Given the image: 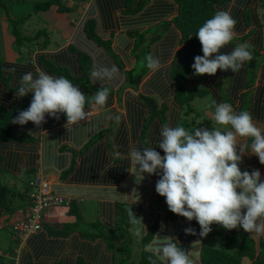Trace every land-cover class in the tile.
I'll return each instance as SVG.
<instances>
[{
  "label": "crops",
  "instance_id": "0c3cea01",
  "mask_svg": "<svg viewBox=\"0 0 264 264\" xmlns=\"http://www.w3.org/2000/svg\"><path fill=\"white\" fill-rule=\"evenodd\" d=\"M66 1H68L66 5L69 11L60 13L56 7H52L45 13L48 15L53 13V17L59 20L57 24L66 25L68 28L56 32V26L47 22L51 16H47V36L41 34L44 37L34 41L35 45L31 49L34 54L31 59L34 60L39 56L46 57L56 71L48 72L46 68H43L45 72L53 76H64L74 85L79 86L81 92L86 94V106L90 105L86 109L90 111V116L77 125L67 126V122L55 124L66 116L65 114H59L58 119L46 116V123L40 126H36L31 121L23 126L13 123L12 131L15 135L28 133L33 139L26 144L0 142V168L2 169L0 183L11 189L10 193H4L6 198L2 200L3 192L0 189V229L5 221V215L16 217L17 221H20L29 213L30 200L29 198L24 200L25 195L20 193L25 191L29 196L30 189L28 191L27 187L30 188V183L35 180L39 169L42 170L45 180L50 183L52 191L70 198L72 200L70 207L74 206L75 210L73 214H68L70 207L65 209L60 206L51 207L54 210L46 209L47 212L46 210L43 212L42 230L24 236L13 235L12 238L9 232L5 234L6 236H1L0 264H80L81 261L89 264H117L120 252L116 250L119 247L114 245L117 242L115 231L119 227V220H122L119 217V209H123L120 207L122 204L129 205L131 208L127 207L128 210H131L138 218L132 216V220H136L139 224L141 220V242L147 236L144 235V226L149 232L154 225L158 224L152 233L153 238L154 235L174 237L177 244L187 247L189 251L196 243L200 253V263L202 249L207 246L206 239L215 234H209L207 237L199 236L201 229L195 220L189 222L186 218L167 209V204L162 202L165 198L158 196L155 191L158 176L146 174L142 183L137 185L134 176L128 172L126 159L132 146H157L161 139L162 126H182L185 109L175 102L173 95L170 94L169 98L163 97L158 77L161 73L166 74V70L172 67L173 60L160 59L161 68L155 72L150 69L142 74L141 81H138L136 87L131 84L128 76L129 72L136 69L137 63L147 57H141L145 44L149 54L158 58L156 57L157 45L168 37V29L162 26L177 16L175 0H123L121 8L110 14L111 18L108 19L113 21L110 25L103 9L104 0ZM235 6L234 2L225 5L230 13L234 11ZM91 27L94 34L102 41L101 43L91 38L89 31ZM52 32H56L57 35L54 33L52 35ZM235 32L237 33L234 38L236 41L243 40L254 48H259L260 44L256 42V39L259 40L258 38L262 36L258 28L255 26L247 28L243 31L244 34L236 29ZM57 36L63 38L62 44L52 40V37ZM245 36L253 37L246 39ZM137 37H140L142 41L139 42ZM46 41L47 46L44 45ZM54 43H58L55 48L52 47ZM239 43L242 44V42ZM181 49L182 46L175 47L172 58H175ZM83 55L90 59L91 71L98 66L115 65L119 69L121 79L105 84L110 94L104 106H97L92 102V95L102 85L99 81L93 84L90 75H87L86 66L81 62ZM16 63L22 64V62ZM7 66L5 64L3 67L7 69ZM248 69L246 62L243 74L245 79L249 73ZM58 70H66L67 75L58 73ZM237 75L238 72L230 75L225 85L236 111L242 107L247 91H242L237 97L233 96L232 90L235 87ZM205 77L208 80L205 84L213 85L214 98L225 103L223 97L219 95L223 71L219 70V77L214 79L215 81H212L208 74H204ZM194 82L198 84L197 81ZM10 84L4 92H0L3 95L6 93V96L11 98L10 101L7 102L5 97L0 96V104L8 107L12 104L18 111L26 110L32 100V94L17 97L15 92L20 86V81ZM263 87L264 61L260 69L259 82L253 86V91L251 89L250 111L252 108L256 110V103ZM142 96L151 97V100L149 98L144 100ZM152 105L162 115L156 111V117L150 119L153 112ZM158 115L160 116L157 117ZM16 127L19 129L17 130ZM157 151L161 155L164 154L159 148ZM252 157L253 155L243 157L244 166ZM256 158L258 164L253 167L245 166V168L260 170L261 179L264 180V165L260 164L257 156ZM32 173L34 179L26 180L25 176ZM19 197L23 201H19ZM93 223H97V226L102 224L109 230L107 235L113 234L114 236H111L113 241H109L104 236H98L94 232L97 231V227ZM72 224L76 226L74 231L66 235L60 234ZM215 225L217 224L212 226ZM129 227L135 228V226ZM188 227L194 228L196 235L186 234L184 230ZM237 229L244 236L250 237L255 244L254 257L248 256L252 264H264V235L250 234L242 227ZM91 235L93 237H90ZM140 245L141 249L137 253L141 252L142 256L144 248L142 243ZM7 246L10 249L5 250ZM259 260L262 262L259 263Z\"/></svg>",
  "mask_w": 264,
  "mask_h": 264
},
{
  "label": "clouds",
  "instance_id": "9594fccd",
  "mask_svg": "<svg viewBox=\"0 0 264 264\" xmlns=\"http://www.w3.org/2000/svg\"><path fill=\"white\" fill-rule=\"evenodd\" d=\"M236 24L230 11L218 10L198 29L196 36L203 55L194 57L191 65L194 75L214 76L218 69L225 72L231 69L236 73L253 59L248 42L237 45L230 53L221 51L237 36ZM146 60L152 71L161 68L160 60L151 54ZM37 73L34 76L27 72L21 77L15 94L24 97L31 93L32 100L12 123L23 126L31 121L40 126L46 123V116L58 119L59 114L66 115V126L88 119L89 112L85 109L90 105L86 106V94L79 86L64 76H53L41 69ZM90 79L93 84L99 81L102 85L92 95V102L104 106L110 94L105 84L119 80L121 76L115 65L98 66L91 71ZM214 121L220 127H196L188 131L182 126H162L157 146L130 147L126 157L128 172L134 176L137 185L146 174L158 176L155 191L166 198L169 211L189 222L195 220L200 226L201 237L212 232L213 224L225 230L242 227L250 234L264 235L261 171L253 169L249 172L240 167L245 155L257 156L264 165V126L256 124L251 112H237L227 102L215 106ZM157 148L164 154L161 155ZM130 215L138 219L133 212ZM184 231L196 235L192 227ZM147 233L144 226V235ZM175 241L174 237L154 235L144 251L151 254L152 264L157 261L159 264H199L196 243L189 251ZM241 264H252V261L245 256Z\"/></svg>",
  "mask_w": 264,
  "mask_h": 264
},
{
  "label": "trees",
  "instance_id": "16d2710c",
  "mask_svg": "<svg viewBox=\"0 0 264 264\" xmlns=\"http://www.w3.org/2000/svg\"><path fill=\"white\" fill-rule=\"evenodd\" d=\"M25 1L27 0H0V9L8 12L9 7L12 6L13 3H22ZM81 1L84 2L86 0H81ZM104 1L105 4L103 6V9L107 19L111 18L110 14H112L114 10L121 8V6L123 5V0H104ZM175 2L177 4V9H176L177 16L173 18L171 21H167L165 24H163L162 28L168 29V35H167L168 37L162 43L157 45L158 47L156 49V53H157L156 57H158L159 60L160 59H164L168 61L173 60L172 67L166 70L165 75H162L161 73V75L159 74L158 77L160 81L159 84H161L162 86L161 91L163 93V97L169 98L170 94L173 95L174 98L176 99L175 102H177L182 109H186L185 104L187 101L189 102L188 103L189 105L193 103L196 98L203 96L205 97L207 93L210 94L214 92L213 91L214 88L212 84L210 83L209 85L205 84L208 81L206 77L204 78V75L202 76L194 75L193 69L191 67V65L194 63V57L197 55L200 56L203 55L202 45L198 37L196 36V32L198 31V29L204 24V22L207 19H210L216 11L218 10L228 11V8L225 7V5L234 2L236 3V6L234 11L231 12V15L237 21L235 29L239 33L244 34L243 31H246L247 28L253 26L258 28L262 37L258 38L259 40L256 39V42L260 44L258 46L259 48L256 49L258 51V54L259 53L263 54L264 53V0H175ZM52 7H56L60 13L70 10L67 7L66 3H64L62 0H48L44 2H39L34 6V10L36 11V13H40V12L45 13L49 11ZM260 7H262L263 9L261 12H260ZM107 22L109 23L108 25L113 23L111 19H108ZM89 31L92 36L91 37L92 39L100 41V43L102 42L101 40L98 39V36L94 34L93 28L90 29ZM14 34L16 38L18 39L21 38L18 30H15ZM41 34L47 36L46 29L39 31L38 35ZM252 35H254L253 32ZM245 37L246 39H251L253 36H245ZM22 38H24V36H22ZM47 41L44 44L45 46L48 45ZM230 44L231 45L228 44L224 46V48H222L221 51L225 53H230L233 50V48L236 47V44H234L233 41ZM178 45L182 46V49L177 53L175 58H172V54H174L175 52V47H177ZM137 46L139 47V44ZM183 49L185 53L182 55L181 53ZM81 62L83 63V65L86 66L85 71L89 76L92 69L90 59L87 56L83 55L81 58ZM5 64L8 65L7 69L3 67ZM22 64H17L16 62L7 63L0 61V92L1 93L4 92L6 88L10 87L11 82L16 81V83H18L21 80V77L27 72H32L35 76L38 74L37 73L38 69L44 70L43 68H46L48 72L56 71L54 67L50 64L49 60L44 56H39L38 58L35 57V59L31 60V62L22 63ZM58 73L67 75L66 70H58ZM244 73L245 70L243 66L238 71V75L234 83L235 87L233 88L232 93L234 97H237L239 93H241L244 90H247L244 97L246 98L249 97L250 100V96L252 94L251 89L256 83H251V81L245 79L243 77ZM251 76L253 79L256 78L254 69L251 72ZM218 77H219V70L214 76H211V80L212 81L214 79L216 80ZM226 79H227L226 72L223 71V80L219 84V88H220L219 95L221 97L224 96V92H227V89H223L222 87L223 86L222 83L226 81ZM194 81H197L198 85H201V87L190 89V85L194 84L195 83ZM4 94L5 95L0 94V96L5 97L6 101L9 102L11 98L9 96H6V93ZM224 101L227 103L231 102V101L228 102L227 100ZM257 102L258 103H256L257 105L256 110H253L252 108V110L250 111L249 108L248 111L251 112L254 121L258 126H264V87L260 92ZM9 105L11 107L0 104V142H10V143L18 142L21 144H26L27 142L32 141L33 137L28 133H23L21 135H15L13 133L12 120L19 114L20 111H18L15 107H13L12 104ZM187 109L188 110L185 111L184 113L188 114V112H191V110H193V108H191L190 105L189 108ZM241 110H244V108H240V110H238L237 112ZM156 111L158 112V114H160L158 110ZM66 122H67L66 116H64L60 120H58L55 124H63ZM248 142L250 144L251 140L249 139ZM255 164H258V161L256 156L253 155V157L249 159L248 163H245V166L253 167L255 166ZM245 166L243 164V159H242V163L240 165L241 169L248 170L249 172H251V169L245 168ZM1 170L2 169L0 168V171ZM0 189L3 192L1 195V200L6 198V195H4V193L6 194L11 192V189L6 188L5 186L1 185V183H0ZM29 200H30V205L32 206L33 200L30 197ZM120 207H123L122 210L119 209L120 219H122V221H124L125 223L127 222L128 224H130L131 222L130 220H132V215L130 214L132 212H130V210H128L127 208L129 207V205L127 206L126 204H122ZM130 208L131 207H129V209ZM74 210H75L74 206L70 207L67 213L73 214ZM136 210L138 212L140 211L138 209ZM93 224L95 227L97 226V223H93ZM157 226L158 224L156 226L154 225V228L152 227L149 230L147 236L143 238L141 242L143 248H145V245L153 239L152 233H154V230L157 228ZM75 229H76L75 224H72L67 226L65 231L60 232V234L66 235L71 231H74ZM98 229L100 231H98ZM97 231L94 232L98 236H104L109 241L110 240L113 241L112 237H110L112 236V234L107 235V232L109 230H107L104 226L103 227L98 226ZM220 232H222V230L214 231L213 229L212 232H210L209 234H216ZM224 236L225 238L228 239L229 243H231L232 245H236L235 250L234 251L232 250V252H230L227 250L224 251L216 250L209 246L203 247L201 252V262L199 264H241L242 257L245 256L254 257L255 244L250 237H247V239H245L244 242L242 241V243H239L240 240H238V238L234 236L231 235H224ZM90 237L93 236L91 235ZM129 243L130 241H127V239L124 240V243L121 246L123 247V249L120 250V255L118 258L119 260L117 264H131V262L133 261V256H134L133 247ZM183 248L186 249L187 247L183 246ZM150 256H151L150 253L143 251L139 264H152V259L149 258ZM258 262L261 263L262 260H259ZM80 264H89V263L81 261ZM156 264H159V261H157Z\"/></svg>",
  "mask_w": 264,
  "mask_h": 264
},
{
  "label": "rangeland",
  "instance_id": "374dc122",
  "mask_svg": "<svg viewBox=\"0 0 264 264\" xmlns=\"http://www.w3.org/2000/svg\"><path fill=\"white\" fill-rule=\"evenodd\" d=\"M44 1H48V0H27L22 3H13V5L9 7L8 12L0 9V61L1 62L8 61V62L28 63L30 60H32L31 57L33 56L34 53L31 51V49L35 45L33 43L35 40H40L44 37L42 35L37 36V34L39 30L41 29L45 30L48 28L46 27L47 22L50 25L56 26L55 28L56 32L57 30H66L68 28V26L66 25L57 24L59 20L53 17V13H50L49 15L48 13H42V12L36 13V11L34 10V6L37 3L44 2ZM62 1L68 4V1L66 0H62ZM262 10H263L262 7H260V12ZM47 16H51V18L49 17L47 20ZM15 30L19 31V35L21 36V38L19 39L16 38L14 34ZM56 32H52L51 34L53 35L54 33L55 35H57ZM22 36H24V38H22ZM52 40L54 42H59L60 44H62L61 41L63 40V38L60 36H57V37H52ZM137 40L139 42L142 41L140 37H137ZM233 41L235 42L236 46L240 44L239 42L244 43L243 40L236 41V39H234ZM57 44L58 43H54V46L52 47L55 48ZM249 51L252 53L253 59L247 62L249 66V70H250L247 76V80L251 81V83L257 84L259 82L260 69L263 65L264 55L260 53L258 54L257 49L251 45H250ZM148 55H149L148 47L145 44L144 53L141 54V57L148 56ZM253 69L255 70V75H256L255 79H253L251 76V72ZM148 71H150V69L147 67V60L146 58H142V60H140L137 63L136 69L133 72L128 73L131 84L136 87L138 84V81L139 80L141 81L140 76L142 74H145V72H148ZM233 73L234 72L231 69L226 71L227 79L226 81L222 83L223 89H227V92H224L223 100H227L228 102L231 101V97L229 96L228 88H226L225 85H227L228 78ZM196 87H201V85H198V84L190 85V89H195ZM214 97L215 95H213L212 93L210 94L207 93L205 97L204 96L198 97L194 100L193 103L189 104L191 108H193V110H191V112H188V114L187 113L183 114L182 121H181L182 127H184L188 131H193L196 127H205V128H211L212 126L220 127L218 125H215L214 111H215V106L221 102L217 101ZM142 98L144 100H149V99L151 100V97L146 98V96H142ZM188 103L189 102L187 101L185 104V107H186L185 111H187L188 110L187 108H189ZM230 103L232 104V102ZM250 107H251V101L249 100V97L248 98L244 97L243 105L241 108H244V110L248 111ZM153 115H155L154 112H152L150 119L153 117ZM160 115H158L157 117H159ZM155 117L156 116H154V118ZM16 129L18 130L19 128L16 127ZM25 177H26L25 178L26 180L34 179V174L33 173L27 174ZM27 189L28 191L30 189L29 192L34 190L33 187L31 186L30 188L27 187ZM20 194L26 195V197L23 196L24 200H27V198H29L25 191L24 192L22 191V193ZM158 196L160 195L158 194ZM18 200L23 201L20 197L18 198ZM162 202L166 204V198ZM60 207H63L65 209V206H60ZM47 210L52 211L54 210V208H49ZM130 212L132 211L130 210ZM15 221L17 222L16 217H10V215L8 214L5 215V221L2 225V229H0V238L1 236H6L5 234L8 232L10 233V237L11 236L13 237V235H17L13 229V225L14 223H16ZM132 221L133 220H131L130 224H128L122 220H119L118 222L119 227L115 231L117 242L114 245L116 247L117 246L119 247L116 250H119L120 252V250L123 249V247L121 246L124 243V239H127V241H130L129 244H131V246L133 247V255H134L133 261L131 262V264H139L141 252L139 253L137 252L140 251L141 249V245H140L141 237H142L141 228H140L141 220H140V224L138 222L134 223ZM130 225L132 227L135 226V228L130 229L129 227ZM98 226L102 227L103 225L101 224ZM90 227L92 228L93 226L91 225ZM211 227L212 229L222 230V232L209 236L206 239V245L216 250H221V251L227 250L230 252H232V250L233 251L235 250L236 245H232L231 243H229L228 239L225 238L224 235H231V236L238 238V240H240L239 243H242V241L244 242L245 239H247L248 237V236H245L246 237L245 238L239 229L225 230L219 225H215ZM137 233H140V234L138 235ZM112 236L114 235L112 234ZM4 249L7 250L10 248L9 246H7V248H4Z\"/></svg>",
  "mask_w": 264,
  "mask_h": 264
},
{
  "label": "built area",
  "instance_id": "2783aa9c",
  "mask_svg": "<svg viewBox=\"0 0 264 264\" xmlns=\"http://www.w3.org/2000/svg\"><path fill=\"white\" fill-rule=\"evenodd\" d=\"M85 111L89 112L90 116V111L88 109H85ZM30 186L34 189L28 193L29 197L33 200L32 206L29 209L28 215L13 227L14 231L20 236L42 230V215L46 209L59 206L69 207L72 204L70 198L55 194L52 191L50 183L45 180L40 169L36 174L35 180L30 183Z\"/></svg>",
  "mask_w": 264,
  "mask_h": 264
},
{
  "label": "water",
  "instance_id": "95a60500",
  "mask_svg": "<svg viewBox=\"0 0 264 264\" xmlns=\"http://www.w3.org/2000/svg\"><path fill=\"white\" fill-rule=\"evenodd\" d=\"M185 52H184V49L182 50V55L184 54ZM230 77V76H229ZM228 81H229V78H228ZM152 111L156 114V109L154 108V106L152 105ZM154 116L155 115H153V117L152 118H154Z\"/></svg>",
  "mask_w": 264,
  "mask_h": 264
}]
</instances>
